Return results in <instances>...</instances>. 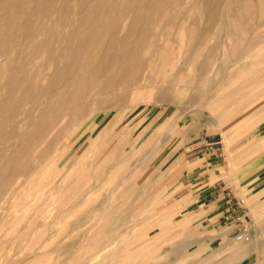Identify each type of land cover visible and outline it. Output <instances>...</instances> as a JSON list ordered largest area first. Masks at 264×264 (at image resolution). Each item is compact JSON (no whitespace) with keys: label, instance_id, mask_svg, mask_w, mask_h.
<instances>
[{"label":"rangeland","instance_id":"374dc122","mask_svg":"<svg viewBox=\"0 0 264 264\" xmlns=\"http://www.w3.org/2000/svg\"><path fill=\"white\" fill-rule=\"evenodd\" d=\"M1 46L0 264H224L264 239V188L230 196L233 226L183 210L210 143L264 183V0H0Z\"/></svg>","mask_w":264,"mask_h":264},{"label":"crops","instance_id":"0c3cea01","mask_svg":"<svg viewBox=\"0 0 264 264\" xmlns=\"http://www.w3.org/2000/svg\"><path fill=\"white\" fill-rule=\"evenodd\" d=\"M260 135V139L264 140V132ZM210 144L212 147L206 148L208 158L201 157L195 162L193 174L189 177L191 181L188 183L191 187L184 200L186 202L193 197L194 201L185 203L187 206L183 210L188 213L189 220L200 223L201 226L204 224L214 228L219 223H223L224 226H233L240 213L239 203L230 198L237 193L236 185L231 181L234 163L242 166L248 159L245 160L237 155L227 160L220 151L222 148L215 146V143ZM221 156L223 160H217ZM263 188L264 183L255 190L249 191L247 195Z\"/></svg>","mask_w":264,"mask_h":264},{"label":"bare ground","instance_id":"6f19581e","mask_svg":"<svg viewBox=\"0 0 264 264\" xmlns=\"http://www.w3.org/2000/svg\"><path fill=\"white\" fill-rule=\"evenodd\" d=\"M35 1V0H34ZM229 4V3H228ZM82 10V9H81ZM221 21V20H220ZM219 26V25H218ZM241 31V30H240ZM93 46V45H92ZM36 47V46H35ZM9 49V48H8ZM86 49V48H85ZM82 50V49H81ZM12 52V51H11ZM14 52V51H13ZM89 53V52H88ZM87 55V53H86ZM89 55V54H88ZM0 62L2 60H7L8 59V51L6 50L5 46H1L0 47ZM90 62V61H89ZM211 63V62H210ZM208 62V64H210ZM23 67V66H22ZM104 71V70H103ZM75 73V72H74ZM73 75V74H72ZM76 75V74H75ZM170 75V74H169ZM209 75V74H208ZM25 76V75H24ZM59 76V75H58ZM73 77V76H71ZM78 77V76H77ZM205 77V76H204ZM75 78V77H74ZM79 78V77H78ZM119 82V81H118ZM114 86V85H112ZM202 86V85H201ZM75 90V89H74ZM95 93V92H94ZM83 94V93H82ZM169 94V93H168ZM77 96V95H76ZM170 96V95H169ZM78 97V96H77ZM57 104V103H56ZM8 114V113H7ZM6 122V121H5ZM209 127V126H208ZM15 160V159H14ZM247 167V166H246ZM234 174H232V182L236 185V190H237V194L238 196L241 197V199H243V202L245 203V205L247 207L250 208V205H252L254 202H249L247 201V193H249V191L254 190V189H244V187H242L241 182H240V178L237 176L234 177ZM259 177V176H258ZM246 180V179H245ZM246 191V192H245ZM259 194V193H258ZM257 208V207H256ZM16 208L13 210L15 211ZM251 213H252V209ZM254 216L255 213L253 211L252 213V219L254 220ZM262 229L259 227V222H254V224L251 226V230L249 229V231L245 232V236L246 238L250 241V245L247 247L243 246L242 244H239L238 246L234 247L233 250L230 251L228 256L224 257L223 263L224 264H229L230 261V257L232 255L237 254L234 258L231 259V261L233 259H236V262H232L230 261V264H241L243 261H247L249 260L252 256H254L255 258L259 257L257 256V254H262L263 253V249H264V239L262 237ZM238 243V242H237ZM97 258V257H96ZM95 259V257H94ZM255 264H260V260H258V262Z\"/></svg>","mask_w":264,"mask_h":264},{"label":"built area","instance_id":"2783aa9c","mask_svg":"<svg viewBox=\"0 0 264 264\" xmlns=\"http://www.w3.org/2000/svg\"><path fill=\"white\" fill-rule=\"evenodd\" d=\"M234 240L236 242H239V243L240 242H246L247 238H246V236L244 234V231H240V232L235 233Z\"/></svg>","mask_w":264,"mask_h":264}]
</instances>
